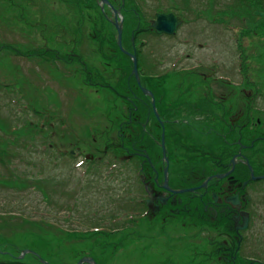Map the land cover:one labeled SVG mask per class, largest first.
<instances>
[{
    "label": "rangeland",
    "instance_id": "rangeland-1",
    "mask_svg": "<svg viewBox=\"0 0 264 264\" xmlns=\"http://www.w3.org/2000/svg\"><path fill=\"white\" fill-rule=\"evenodd\" d=\"M90 1L104 8L114 27L111 8ZM121 1L138 14L127 24L118 11L125 38L139 51L132 50L142 66L140 77L167 76L152 83L159 98L200 99L211 92L227 99L233 118L232 112H242L247 121L259 120L256 130L264 134V17L253 14L264 12V0H108ZM78 3L0 0V244H10L0 245L8 249L0 251V264L9 259L77 264L96 256L105 264H224L210 257L206 228L215 224L208 218L190 229L177 219L163 225L158 218H143L142 164L120 133L129 109L145 102L134 97L127 103L126 95L118 97L112 89L122 76L114 68L127 73L132 58L116 56L111 64L98 51L102 41L103 52L114 53L102 36L101 14H87L84 2ZM158 13H173L181 21L174 36L151 28ZM47 49L55 55L42 56ZM72 55L92 71L84 73ZM97 73L109 76L112 91L94 79L92 86L88 77ZM154 138L160 143L159 128ZM169 143L167 156L188 160L175 141ZM196 163L201 174L204 167ZM258 210L254 217L264 221V200ZM147 225L153 226L152 235L163 228L164 236L147 239ZM261 230L264 238V225ZM29 249L41 257L24 253Z\"/></svg>",
    "mask_w": 264,
    "mask_h": 264
},
{
    "label": "flooded vegetation",
    "instance_id": "flooded-vegetation-1",
    "mask_svg": "<svg viewBox=\"0 0 264 264\" xmlns=\"http://www.w3.org/2000/svg\"><path fill=\"white\" fill-rule=\"evenodd\" d=\"M151 94L150 98L146 95V105L129 109L120 133L128 143L127 150L142 160L143 218H158L163 225L177 219L184 229L196 228L208 218L215 224L206 228L213 261L264 264V221L254 217L264 200V134L255 127L259 120L258 124L247 121L242 112H232L233 118L227 99L213 97L211 92L210 97L175 100ZM157 128L160 143L154 138ZM163 138L166 155L172 139L177 152L189 151L183 154L188 160L180 156L177 162L171 156L168 161L164 156L156 160L159 145L163 154ZM206 142L215 144L205 148ZM201 147L206 149L203 154L197 153ZM197 161L204 167L201 174ZM252 175L260 179H252ZM222 222L228 225L222 226ZM216 223L224 231L222 242L218 238L223 232ZM149 225L147 239L164 236L163 228L152 235Z\"/></svg>",
    "mask_w": 264,
    "mask_h": 264
},
{
    "label": "trees",
    "instance_id": "trees-1",
    "mask_svg": "<svg viewBox=\"0 0 264 264\" xmlns=\"http://www.w3.org/2000/svg\"><path fill=\"white\" fill-rule=\"evenodd\" d=\"M76 1L79 2L78 4H80V5H82L83 2H84L83 7L81 8V10L82 11H88L87 14L96 12V10H98L100 12V14H101L102 24H103V26H102L103 30L101 31L102 32V36L108 42L112 43V45L109 47V49L114 50V53L111 51V54L109 56L108 54H105L103 52V47H102L103 43L101 41L102 36H101L100 32L98 31L97 24H94L93 31L99 33L98 36H97V40L99 39L101 41V46L100 47L98 46V48H99L98 51L100 53H103V56L105 58L111 59V62H110L111 64H112V62H113V60H114V58L116 56H119V57H121V58H123V59H125L127 61L129 57H128V55L126 53L122 52L120 47L118 46L117 32H116L115 28L113 27V25L112 26L110 25V23L108 21V18L105 15V10L104 11H102V10L100 11V7L97 4L90 3L91 2L90 0H85V1L76 0ZM112 6H114V8H116V9L120 10V12L124 16V22L125 23L128 24L129 21L133 22L135 19L138 20L137 12L134 11V10H131V7L128 6L127 4H125V2L121 1V4H119V5H115V3H112ZM26 9L27 8H23L22 12H23V15L28 19L29 17H27L26 13H24ZM91 20H92V18H91ZM105 25L110 27V32L107 31V26L105 27ZM105 30L109 34L108 39L106 38ZM137 32L139 33V32H141V30L140 31H134V35L137 34ZM125 36H126V33L123 34V38H122V45H123L124 49L129 51V52H133L132 50L135 49V50H137V53H139L138 49H136V48L133 49L131 39L128 40V39L125 38ZM143 45L144 44H142L140 47H143ZM49 53H51V55H55L54 51L48 50V49H47V51H45L44 53H41V54H42V56H44L45 54H49ZM72 56L79 62V64L83 65L82 70H83L84 73H86L88 71H92L90 68H88V66L86 64H84V62H83V60H82V58L80 56H78V55H72ZM57 57L59 58V56H57ZM137 57H138V54H137ZM130 60L132 61V68H130V70L128 69L127 73L125 72V69H123V72H121L120 69H118L116 67L114 68V70L120 71V74H122V76L117 80V82L114 85V88H112V89L115 92V95L118 96V97H120L121 95H126L125 96V101L127 103H128V101H127L128 99H131V98H134V97L135 98L136 97H138V98L141 97L143 99V101L145 102L146 95H144L142 90L139 88L137 79H136L135 75L132 74L133 73V60L132 59H130ZM129 63L131 65V62H129ZM138 70H139V72L142 70V66H140L139 63H138ZM161 77H163V75H160V77H154V78H147V77L145 78L144 76H141L140 77L141 78L140 81H141V83H142V85L144 87H146L148 90H150L154 94L155 97H159V92L157 93L156 89L152 87V83L153 82L155 83V81H157L156 84H159L160 82H163L167 76H164L163 78H161ZM88 79H89L90 83L92 84V86H96V84L93 81V79H94L97 84H102L103 83L102 85H97V86H100L101 88H105L108 91H112V89L111 90L108 89V88H111L110 86H108V81H107V79H109V76L103 77V75L97 73L96 75H90L88 77ZM145 105H146V103H145ZM166 138H167V136H166ZM167 144H169V143L167 142ZM204 144H205V148H208L209 146H211V145H213L215 143L214 142H210L208 144L206 142ZM203 147L199 148L197 153H200V154L202 153L203 154L204 153L203 151L206 152V149L203 148ZM168 148H170V145H169ZM184 151H186V150H184ZM186 152H189V151L187 150ZM151 154H153V153H151ZM134 157H135L134 159H136L139 164L142 163V160L137 159L136 154H134ZM1 159L2 158H0V160ZM199 165H201V164H199ZM3 244L10 245L9 243H6V242H4ZM3 244H0V245H3ZM8 245H7V248H8ZM118 245H121V242H119ZM7 248L6 247L4 248V247L0 246V251L1 250L2 251L3 250L6 251V250H8ZM30 250H33V249H30ZM33 251H36V253L38 254V251L36 249L33 250ZM2 253H4V252H2ZM7 254L10 257H12V258L14 256L9 251H7ZM94 259L96 261V264H105V262H103V260H101L98 256L94 257ZM2 262L6 263V264L7 263L8 264H21V263H23V261H21V260H14V259L13 260L9 259L8 261H4L3 260ZM51 264H54V262H51ZM165 264H169V263H165Z\"/></svg>",
    "mask_w": 264,
    "mask_h": 264
},
{
    "label": "water",
    "instance_id": "water-1",
    "mask_svg": "<svg viewBox=\"0 0 264 264\" xmlns=\"http://www.w3.org/2000/svg\"><path fill=\"white\" fill-rule=\"evenodd\" d=\"M102 3H105V4H108V1L107 0H101ZM114 13H115V21H114V25L118 31V44L121 48L122 51L125 52V50L123 49L122 47V26L121 24L119 23L118 21V17H117V11L114 10ZM254 15L255 16H262L264 17V12H260V11H255L254 12ZM181 24V22L175 17V15L173 14H157V19L153 22L152 24V28L155 30V32L157 34H169V35H173L178 26ZM127 54L129 56L132 57V59L134 60V74L136 75L137 77V80H138V84L141 85V82L139 80V76H138V66H137V58H136V55H132L131 53H128ZM142 91L147 94V95H150L152 96V94L145 88H142ZM44 134V137H47V133L46 132H43ZM165 154V152H164ZM252 179H260V178H255L253 175H252ZM175 193H177V191H174ZM233 202V204H236V201L235 200H231ZM28 251H25L24 253H27ZM91 263V264H95L94 263V260L91 259V258H83L82 260H80L78 262V264H83V263Z\"/></svg>",
    "mask_w": 264,
    "mask_h": 264
}]
</instances>
